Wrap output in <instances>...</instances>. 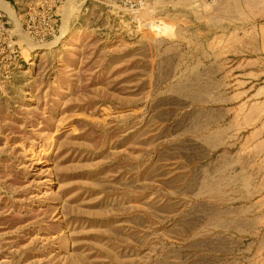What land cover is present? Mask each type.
<instances>
[{
    "label": "rangeland",
    "instance_id": "1",
    "mask_svg": "<svg viewBox=\"0 0 264 264\" xmlns=\"http://www.w3.org/2000/svg\"><path fill=\"white\" fill-rule=\"evenodd\" d=\"M0 2V264H264V0Z\"/></svg>",
    "mask_w": 264,
    "mask_h": 264
},
{
    "label": "bare ground",
    "instance_id": "2",
    "mask_svg": "<svg viewBox=\"0 0 264 264\" xmlns=\"http://www.w3.org/2000/svg\"><path fill=\"white\" fill-rule=\"evenodd\" d=\"M0 9H1V11L2 10H4V11H8V12H10V13H7V14H9L10 16H12L13 14H12V11H11V9L9 8V7H7V5L6 4H4V3H2V2H0ZM14 13V12H13ZM12 14V15H11ZM13 18V17H12Z\"/></svg>",
    "mask_w": 264,
    "mask_h": 264
},
{
    "label": "built area",
    "instance_id": "3",
    "mask_svg": "<svg viewBox=\"0 0 264 264\" xmlns=\"http://www.w3.org/2000/svg\"><path fill=\"white\" fill-rule=\"evenodd\" d=\"M2 16L0 15V18H1ZM8 24V23H7ZM7 24H4V23H1V25L2 26H7ZM3 30H5V28H2Z\"/></svg>",
    "mask_w": 264,
    "mask_h": 264
}]
</instances>
